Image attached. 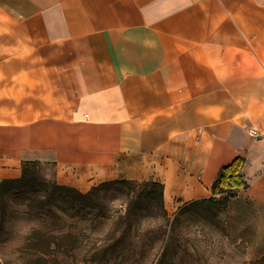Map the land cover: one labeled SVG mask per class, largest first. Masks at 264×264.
I'll return each instance as SVG.
<instances>
[{"label": "crops", "instance_id": "0c3cea01", "mask_svg": "<svg viewBox=\"0 0 264 264\" xmlns=\"http://www.w3.org/2000/svg\"><path fill=\"white\" fill-rule=\"evenodd\" d=\"M238 155L247 186L224 217L257 261L264 0H0V184L40 162L82 193L157 181L191 204Z\"/></svg>", "mask_w": 264, "mask_h": 264}, {"label": "rangeland", "instance_id": "374dc122", "mask_svg": "<svg viewBox=\"0 0 264 264\" xmlns=\"http://www.w3.org/2000/svg\"><path fill=\"white\" fill-rule=\"evenodd\" d=\"M54 173L52 164L31 165L34 191L9 194L0 264H264V257L249 261L245 245L231 238L226 206L164 200V213L138 201L145 181L133 180L100 183L86 199L69 190L52 195Z\"/></svg>", "mask_w": 264, "mask_h": 264}, {"label": "trees", "instance_id": "16d2710c", "mask_svg": "<svg viewBox=\"0 0 264 264\" xmlns=\"http://www.w3.org/2000/svg\"><path fill=\"white\" fill-rule=\"evenodd\" d=\"M246 162L243 155H238L229 165L223 166L212 186L213 197L210 199H202L203 202H210L212 204H221L227 207L229 200L233 197V193L241 188L247 186L242 169ZM38 162H25L23 163V174L17 179H7L0 184V213L3 215L9 207V194L18 191L21 194L34 191L35 179L29 175V167ZM115 184H130L129 180H114L102 183V186H113ZM141 191L137 195V199L141 203L154 204L160 208L164 213V184L157 181H145L141 184ZM101 186V187H102ZM97 189V188H96ZM95 189V190H96ZM58 190H69L77 192L78 196L86 199L93 192L82 193L77 189L54 184L51 194L55 195ZM226 194L223 199H218V195ZM181 202V201H180ZM194 203V202H193ZM192 203V204H193ZM1 226V225H0Z\"/></svg>", "mask_w": 264, "mask_h": 264}]
</instances>
